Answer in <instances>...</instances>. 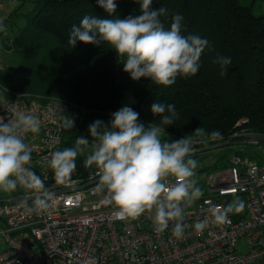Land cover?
<instances>
[{
    "label": "trees",
    "instance_id": "1",
    "mask_svg": "<svg viewBox=\"0 0 264 264\" xmlns=\"http://www.w3.org/2000/svg\"><path fill=\"white\" fill-rule=\"evenodd\" d=\"M115 2L113 15L120 18L139 12L136 0ZM28 3L31 7L24 15L25 25L16 36L3 40L1 57L11 50L15 65L6 72L0 70V86L8 96L17 93L42 102H63L65 115L74 117L75 123L73 129H64L62 147H73L75 138L88 133L93 121L107 123L122 104L139 112L143 123H159L163 114L150 111L155 101L174 103L178 113L173 124L165 126L162 140L183 137L204 147L230 141L226 150L239 146L232 155L264 161L258 152L264 143H247L243 136L264 135V13H255L264 0H153L152 7L166 8L160 16L166 29L179 13L184 18L182 34H196L209 41L198 72L178 76L168 86L144 77L132 80L123 71L124 58L104 41L99 45L77 41L74 47L68 43L72 25H79L85 15L109 16L96 0H22L23 5ZM1 22L5 27L6 21ZM9 38L10 44L6 42ZM219 57H231V63L222 65ZM198 127L204 130L203 135L195 131ZM215 130L222 138H211L209 134ZM206 151L198 155L204 179L211 171L225 169L230 159L229 154L215 157L209 168L205 159L211 158L213 151ZM76 164L78 176L95 167H86L80 157ZM52 178L55 180L54 175ZM14 194L10 192L8 198Z\"/></svg>",
    "mask_w": 264,
    "mask_h": 264
},
{
    "label": "clouds",
    "instance_id": "2",
    "mask_svg": "<svg viewBox=\"0 0 264 264\" xmlns=\"http://www.w3.org/2000/svg\"><path fill=\"white\" fill-rule=\"evenodd\" d=\"M107 17L85 15L79 25L73 24L68 43L74 47L77 41L99 45L106 42L117 56L123 57V71L132 80L147 78L156 84L172 85L178 76L195 75L200 68V57L209 45L206 37L182 34V14H174L169 28H165L160 16L166 8L152 7L153 0H136L139 12L120 18L113 15L115 0H96ZM4 25L0 22V31ZM222 65L231 63V57H219ZM227 68L223 69L224 74ZM152 114H163L159 123H143L130 104L111 113L107 123L97 119L88 126L89 137L75 138L73 147L51 153L48 166L53 170L56 184H66L75 171L76 157L87 152L86 167L97 169L95 191L103 196L102 203L112 205L114 216L124 220L138 218L146 210L154 209L152 221L155 231H164L169 221L176 220L172 234L180 238L184 234L181 202L192 203L203 192L195 179L198 161L191 158L195 151L193 141L186 138L162 140L165 129L173 124L178 113L174 103L152 102ZM166 113V114H165ZM74 117H61L63 129H73ZM41 121L37 115L17 111L7 121L0 116V191L13 192L18 185L32 190L33 210H47L53 195L43 179L28 165L32 149L25 143L24 133H39ZM196 132L204 134L197 128ZM211 138H222L212 131ZM168 177L175 182L169 184ZM245 203L239 197L214 212V222L223 224L227 213L241 212ZM207 221H197L194 228L202 231Z\"/></svg>",
    "mask_w": 264,
    "mask_h": 264
},
{
    "label": "built area",
    "instance_id": "3",
    "mask_svg": "<svg viewBox=\"0 0 264 264\" xmlns=\"http://www.w3.org/2000/svg\"><path fill=\"white\" fill-rule=\"evenodd\" d=\"M7 36L0 31V70ZM8 95L0 86V116L6 121L17 111L37 115L41 121L39 133L23 136L32 149L28 166L53 195L47 210L29 212L28 208H34V194L18 185L12 197L28 199L0 204V264H264V161L232 155L226 169L209 173L204 193L192 203L181 202L185 228L177 238L172 234L175 219L164 231H155L154 209L138 218L117 219L113 206L102 203L96 184L54 193L97 180V169L85 176L74 171L68 183L56 184L48 160L52 152L64 149L61 117L65 104L55 99L42 102L25 94ZM193 147L191 158L200 163L198 155L207 154V146L193 141ZM210 157L205 159L209 168L216 160ZM166 179L169 184L175 182L174 177ZM237 197L244 201V210L228 212L223 224L214 222V212ZM197 221H207L202 231L195 230Z\"/></svg>",
    "mask_w": 264,
    "mask_h": 264
},
{
    "label": "rangeland",
    "instance_id": "4",
    "mask_svg": "<svg viewBox=\"0 0 264 264\" xmlns=\"http://www.w3.org/2000/svg\"><path fill=\"white\" fill-rule=\"evenodd\" d=\"M0 2L3 3V10L0 12V19H3V21H6L4 32L9 36L14 37L18 34L19 30L25 25L24 15L26 14V11L30 9L31 5L29 3L23 5L22 0H0ZM255 13L257 14L264 13L263 3H259L257 5ZM12 58H13V55H12L11 50L10 51L8 50L3 54V56L1 57V66H2L1 71L6 72L12 66L15 65V61H12ZM84 136L89 137L90 140L93 139V138H90V135L88 133H84ZM235 148L238 149L239 146L238 145H236L235 147L230 146V148H228L227 150H226V147L219 148L216 150H212L213 152L211 154L216 158H219L223 154L225 156L229 154L230 155L229 158H230L232 156V151H234ZM258 150H259L258 152H260L262 156H264V146H262ZM86 155H87V152L78 155L76 158L78 157L83 158V161H84L86 158ZM227 164H225V166ZM202 168H203V163H198L195 179L197 181V185L200 188H202L204 185V173L202 172ZM221 170H224V169H220L219 171ZM212 172H215V171H211L210 173ZM9 193L10 192L0 191V197L8 196Z\"/></svg>",
    "mask_w": 264,
    "mask_h": 264
},
{
    "label": "water",
    "instance_id": "5",
    "mask_svg": "<svg viewBox=\"0 0 264 264\" xmlns=\"http://www.w3.org/2000/svg\"><path fill=\"white\" fill-rule=\"evenodd\" d=\"M244 137L247 138V143H264V135H256V134H248V133H245L243 135ZM230 144V141H225V142H222V143H219V144H215L213 146H210V147H207L205 148V150H216V149H219V148H223L227 145ZM93 184H96V180L95 181H92V182H88L84 185H81V186H78L76 188H69V189H66V190H56L54 193L56 194H59V193H63V192H73V191H77V190H82V189H85ZM28 198H25V197H11V198H8V199H4V200H0V204L1 203H4V202H7V201H10V202H17V201H23V200H26Z\"/></svg>",
    "mask_w": 264,
    "mask_h": 264
},
{
    "label": "crops",
    "instance_id": "6",
    "mask_svg": "<svg viewBox=\"0 0 264 264\" xmlns=\"http://www.w3.org/2000/svg\"><path fill=\"white\" fill-rule=\"evenodd\" d=\"M9 195L8 196H2L0 197V200H4V199H8ZM1 223H0V230H1ZM2 249V241H1V238H0V250Z\"/></svg>",
    "mask_w": 264,
    "mask_h": 264
}]
</instances>
